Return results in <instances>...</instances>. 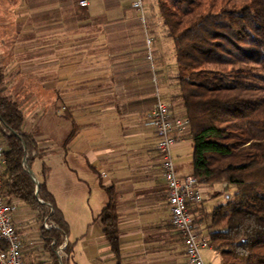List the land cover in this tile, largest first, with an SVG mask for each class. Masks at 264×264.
Masks as SVG:
<instances>
[{"label": "crops", "instance_id": "0c3cea01", "mask_svg": "<svg viewBox=\"0 0 264 264\" xmlns=\"http://www.w3.org/2000/svg\"><path fill=\"white\" fill-rule=\"evenodd\" d=\"M83 1L88 5L82 6ZM135 1L0 0L2 91L19 104L24 129L37 142L40 156L31 167L35 178H42L44 167L50 170L48 187L68 223L76 264H189L171 224L157 137L149 120L158 95L174 115H185L174 47L154 45V64L149 63V34L156 42L162 36L171 40L156 0H144L145 23L133 7ZM165 46L173 51L172 58ZM173 158L180 178L193 175V144L187 133L173 149ZM214 188L201 185L204 201L190 204L195 216L200 208L210 212L216 207ZM108 189L117 199L118 255L100 218ZM208 202H214L210 210ZM14 207L24 260L52 264L37 214L20 201ZM196 224L209 240L206 224ZM210 257L222 264L214 248L203 251L204 261Z\"/></svg>", "mask_w": 264, "mask_h": 264}, {"label": "trees", "instance_id": "16d2710c", "mask_svg": "<svg viewBox=\"0 0 264 264\" xmlns=\"http://www.w3.org/2000/svg\"><path fill=\"white\" fill-rule=\"evenodd\" d=\"M156 4L174 47L176 86L190 121L193 175L204 185L225 183L227 188L212 211H196L195 223L206 224L222 264H264V0H156ZM3 83L0 74L6 202L20 201L37 214L52 264H76L68 223L48 187L50 170L44 167L37 194L38 185L27 168L40 150L24 129L19 104L3 94ZM106 193L108 202L100 218L118 255L117 199L112 189Z\"/></svg>", "mask_w": 264, "mask_h": 264}, {"label": "built area", "instance_id": "2783aa9c", "mask_svg": "<svg viewBox=\"0 0 264 264\" xmlns=\"http://www.w3.org/2000/svg\"><path fill=\"white\" fill-rule=\"evenodd\" d=\"M81 5L85 7L88 3L83 1ZM133 7L139 11L140 19L145 23L144 0H136ZM146 59L150 64H154L155 50L150 38L146 42ZM149 120L150 127L157 137L156 149L161 156L171 224L181 236L189 264H206L203 251L213 247L209 240L199 233L195 215L190 209V204L200 205L204 201L202 183L194 175L180 178L173 158V149L184 141L190 121L186 116L174 115L170 104L159 95L154 110L149 115ZM4 154L5 144L0 137V264H30L24 260L23 241L14 225L15 207L6 202L3 193V172L7 164ZM44 227L48 228L46 222Z\"/></svg>", "mask_w": 264, "mask_h": 264}, {"label": "rangeland", "instance_id": "374dc122", "mask_svg": "<svg viewBox=\"0 0 264 264\" xmlns=\"http://www.w3.org/2000/svg\"><path fill=\"white\" fill-rule=\"evenodd\" d=\"M145 3V2H144ZM145 16H146V8H145ZM149 36L151 37L150 39L152 40V38H154L153 42V47L154 45H173V43H170L171 41L168 40V42L165 41V39L162 37H157V42L155 41V37H153V35L150 33ZM146 44V42H145ZM156 47V46H155ZM164 47V46H163ZM166 48V56H168V58H172L173 57V51L171 50L170 52L168 51V47L165 46ZM156 49V48H154ZM175 57V54H174ZM164 101H166L163 97H161ZM35 169H32V172L34 173ZM224 184H215L216 188H214V190H212L213 194L211 195L212 198L216 197V205L219 204L220 202L223 201L224 198V194L227 192V188L226 186L224 187ZM214 185H211L210 187L212 188ZM216 189V190H215ZM217 194H222L221 197H217ZM214 205V202H208L206 204V206L209 208V210L212 208V206ZM213 247V246H212ZM218 257V256H216ZM219 259L216 258V262L213 261V259L210 257V259H206L205 263L206 264H218Z\"/></svg>", "mask_w": 264, "mask_h": 264}, {"label": "water", "instance_id": "95a60500", "mask_svg": "<svg viewBox=\"0 0 264 264\" xmlns=\"http://www.w3.org/2000/svg\"><path fill=\"white\" fill-rule=\"evenodd\" d=\"M27 172L31 175V177L33 178V180L36 182V184L38 185V189H37V194L39 191V181L35 178L32 169L30 167L27 168Z\"/></svg>", "mask_w": 264, "mask_h": 264}]
</instances>
